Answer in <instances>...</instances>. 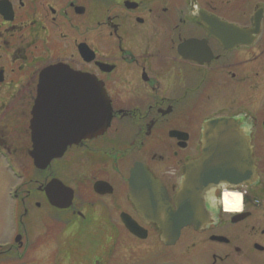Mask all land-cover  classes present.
Listing matches in <instances>:
<instances>
[{
  "label": "flooded vegetation",
  "instance_id": "obj_1",
  "mask_svg": "<svg viewBox=\"0 0 264 264\" xmlns=\"http://www.w3.org/2000/svg\"><path fill=\"white\" fill-rule=\"evenodd\" d=\"M87 86L104 90L110 126L39 168L36 142L80 139ZM43 94L58 112L35 125ZM0 102V160L16 180L0 264H264V0H0ZM224 118L241 121L256 177L219 187L209 224L167 242L132 202V173L174 205L205 125ZM232 192L239 211L224 208Z\"/></svg>",
  "mask_w": 264,
  "mask_h": 264
},
{
  "label": "water",
  "instance_id": "obj_2",
  "mask_svg": "<svg viewBox=\"0 0 264 264\" xmlns=\"http://www.w3.org/2000/svg\"><path fill=\"white\" fill-rule=\"evenodd\" d=\"M238 32H230L234 37ZM240 43V42H239ZM237 42H235V45ZM44 81L42 82V87ZM45 86V85H44ZM41 87V88H42ZM44 88V87H43ZM96 89V88H95ZM86 103L80 104V116L86 117L85 127L82 125L80 139L56 135L58 140L49 143L34 142L31 159L36 166L44 168L52 160L61 157L66 149L77 142L104 133L111 122V110L104 90L101 93L88 91L86 87ZM84 94V93H82ZM95 98L96 108L90 107V98ZM47 96L40 95L35 107L33 124H40V115L54 114L57 110L47 109ZM67 111V110H66ZM65 125L69 111L63 114ZM240 120L217 119L205 125L203 150L201 156L185 166V174L175 195V204L162 183L153 179L140 167L134 170L131 179L130 197L144 218L156 224L167 242L179 237L186 227L201 231L212 218L207 208V197L220 186H239L252 183L256 177L253 161V150L249 137L240 129ZM43 134V133H42ZM65 134V133H64ZM42 140L43 135L41 136Z\"/></svg>",
  "mask_w": 264,
  "mask_h": 264
},
{
  "label": "rangeland",
  "instance_id": "obj_3",
  "mask_svg": "<svg viewBox=\"0 0 264 264\" xmlns=\"http://www.w3.org/2000/svg\"><path fill=\"white\" fill-rule=\"evenodd\" d=\"M11 142H13V147H16V145L18 144L17 140H11ZM15 159L23 170H30L29 161L26 158L16 154ZM15 181L16 180H13L10 174L5 171L4 163L2 160H0V242H4V240L9 238L10 234L7 224L8 208L10 206L9 200L7 198V191L8 188L15 183ZM11 215L17 216L16 213H12L10 211L9 216Z\"/></svg>",
  "mask_w": 264,
  "mask_h": 264
},
{
  "label": "clouds",
  "instance_id": "obj_4",
  "mask_svg": "<svg viewBox=\"0 0 264 264\" xmlns=\"http://www.w3.org/2000/svg\"><path fill=\"white\" fill-rule=\"evenodd\" d=\"M242 197L239 194H236L234 196V202L233 203H226L225 204V210H239L240 209V202Z\"/></svg>",
  "mask_w": 264,
  "mask_h": 264
},
{
  "label": "bare ground",
  "instance_id": "obj_5",
  "mask_svg": "<svg viewBox=\"0 0 264 264\" xmlns=\"http://www.w3.org/2000/svg\"><path fill=\"white\" fill-rule=\"evenodd\" d=\"M221 187V186H220ZM236 194H239V193H234V192H232V193H224L223 195H222V201H223V205H224V208H225V204L226 203H233L234 202V196L236 195ZM240 195V194H239ZM241 196V195H240ZM241 203H242V199H241V202H240V209H241ZM239 209V210H240ZM239 210H234V211H239Z\"/></svg>",
  "mask_w": 264,
  "mask_h": 264
}]
</instances>
